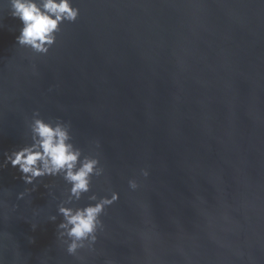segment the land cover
Masks as SVG:
<instances>
[{
    "label": "water",
    "instance_id": "1",
    "mask_svg": "<svg viewBox=\"0 0 264 264\" xmlns=\"http://www.w3.org/2000/svg\"><path fill=\"white\" fill-rule=\"evenodd\" d=\"M73 4L78 19L37 55L0 0V264H264V0ZM37 110L99 152L92 192L120 194L83 261L56 238L62 217L48 220L63 179L18 200L33 186L4 164Z\"/></svg>",
    "mask_w": 264,
    "mask_h": 264
},
{
    "label": "clouds",
    "instance_id": "2",
    "mask_svg": "<svg viewBox=\"0 0 264 264\" xmlns=\"http://www.w3.org/2000/svg\"><path fill=\"white\" fill-rule=\"evenodd\" d=\"M8 12L22 25L16 37L17 45L37 55H46L55 44L61 26L66 22L74 23L80 9L74 6L73 0H8ZM29 130V143L19 150L5 153L4 164L18 167L23 182L33 186L18 193L17 199L23 200L35 191L39 178H62L68 186L66 198L59 201L56 214L49 216L48 220L55 222L58 216L62 217L56 226V238L69 256L83 261L80 253L95 251L98 235L105 229L102 216L119 200L120 194L112 189L103 196L92 192L93 179L104 176L105 168L99 152L85 154L73 142L69 122L59 118L45 119L37 110L32 113ZM95 147L99 149V141L95 142ZM149 174L147 168L140 169L143 178ZM127 183L132 191L141 186L136 178H130ZM85 195L89 202L78 206ZM32 227L35 229L36 225ZM104 264L113 262L106 260Z\"/></svg>",
    "mask_w": 264,
    "mask_h": 264
}]
</instances>
